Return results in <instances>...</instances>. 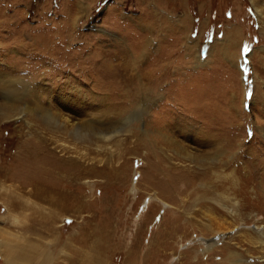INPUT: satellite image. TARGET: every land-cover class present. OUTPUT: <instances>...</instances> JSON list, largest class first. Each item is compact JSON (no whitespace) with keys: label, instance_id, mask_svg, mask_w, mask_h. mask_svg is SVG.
Wrapping results in <instances>:
<instances>
[{"label":"rangeland","instance_id":"rangeland-1","mask_svg":"<svg viewBox=\"0 0 264 264\" xmlns=\"http://www.w3.org/2000/svg\"><path fill=\"white\" fill-rule=\"evenodd\" d=\"M23 141L103 170L22 212L54 262L81 235L97 264H264V203L221 187L264 176V0H0V168Z\"/></svg>","mask_w":264,"mask_h":264},{"label":"bare ground","instance_id":"bare-ground-1","mask_svg":"<svg viewBox=\"0 0 264 264\" xmlns=\"http://www.w3.org/2000/svg\"><path fill=\"white\" fill-rule=\"evenodd\" d=\"M251 1L253 2V0ZM254 8L256 12H260L255 6ZM220 54L226 57V54L228 53L223 49L220 51ZM139 86H141V88L138 90L143 89V83ZM144 89L146 90V88ZM73 133L76 138H80L78 128H75ZM45 143L46 142L43 141L39 142V147L33 145L31 142L23 141L20 145L16 166L11 169L0 168V190L3 189V192L0 191V201L7 204V215L11 216V213H17L10 218V222L7 223H10L9 227H14L17 224L19 226L18 228L23 231L24 234L28 235H16L12 230L0 228V249L2 248L6 253L4 264H97L99 260L95 255L91 254L86 256L84 245L87 246V249H90V247L93 246L86 243V239L81 235L66 240L57 255L58 260H61H59V262H54L50 253L48 254L47 252V248L49 250V247H46L44 248L45 250H43L44 246L42 247L41 243L44 242L40 239H36V237L38 238L47 233L49 234L52 230L51 224L46 222L48 221L49 215H45L35 210H31L32 212L30 215L22 213L25 210H29V207L31 208V206L35 204L43 205L52 203L53 205L56 202L60 204V196L65 194L61 193V191L56 192L58 190H55V188L51 189V181H62L67 185L78 186L83 183L81 182L82 178L90 176L95 172H103L102 168L96 169L92 166H84L77 156H55ZM64 149L66 148L61 147L62 151ZM118 170L119 169L117 168L115 173H111L110 171L107 172H110L114 177H117ZM236 171L237 172L234 174L236 176L231 175L221 187H223L228 194L231 193L233 195L232 197H247L250 194H254L256 200L264 203V176L262 175L261 179L257 178L255 184H252V189L247 190L248 185L246 184L247 182L244 181L245 179H249V177L246 178L244 172L240 173V170L238 169ZM171 180L172 179L169 177L168 179H165L164 187L169 188L172 183ZM17 191L23 192L24 195H21ZM56 195L57 197L55 198L54 196ZM24 196H26V198H24ZM242 206H244V204H242L240 200V207H238V210H241V208H243ZM262 222L263 225H256L254 227L255 231L253 232L255 239L252 241L257 242L259 245L264 244V242L257 237V235L264 237V220H262ZM209 228L212 232L216 233H224L231 230V228L229 229V226L224 229L221 226L212 227L211 224L209 225ZM176 229L180 230L177 226ZM251 232L252 231H250V234H252ZM248 233L249 231H246L244 232V235L247 236ZM93 241L94 243L96 242L94 239ZM61 250H63L64 253L62 256L60 254Z\"/></svg>","mask_w":264,"mask_h":264}]
</instances>
